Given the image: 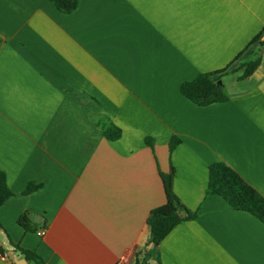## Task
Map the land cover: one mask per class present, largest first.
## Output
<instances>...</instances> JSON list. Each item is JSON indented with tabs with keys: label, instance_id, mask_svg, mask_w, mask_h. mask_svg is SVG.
<instances>
[{
	"label": "crops",
	"instance_id": "obj_1",
	"mask_svg": "<svg viewBox=\"0 0 264 264\" xmlns=\"http://www.w3.org/2000/svg\"><path fill=\"white\" fill-rule=\"evenodd\" d=\"M263 28L264 0H79L69 14L0 0V171L13 194L0 264H17L11 252L34 264L8 245L44 264H264V224L206 195L209 166L223 163L264 198V53L248 47ZM228 65L226 102L181 94ZM171 167L196 218L155 246L147 218Z\"/></svg>",
	"mask_w": 264,
	"mask_h": 264
},
{
	"label": "trees",
	"instance_id": "obj_2",
	"mask_svg": "<svg viewBox=\"0 0 264 264\" xmlns=\"http://www.w3.org/2000/svg\"><path fill=\"white\" fill-rule=\"evenodd\" d=\"M47 1L52 3L60 12L69 14L77 8L79 0ZM262 35H264V28L257 37L249 43L248 47L253 44H258L259 48L262 49L264 46V41H260ZM259 63L260 58H257L243 65L244 72L242 78L250 76ZM229 66L230 65L217 73L200 74L192 81L182 83L180 87L181 94L197 106H207L213 103L226 102L228 98L223 91L220 78L225 72H228ZM106 136L109 139H116L119 136V130L115 127L111 128L107 130ZM179 142V138L173 137L169 143V151L171 152ZM208 173L207 196H219L227 202L231 208L248 212L264 224V198L248 185L238 173L223 163H212L208 168ZM173 176V167H171L168 174L162 175L166 201L162 206L152 210L147 218V226L150 229L148 242L155 246L159 245L178 224L196 218L195 213H191L175 195L172 186ZM34 188L33 185H29L25 194L30 193ZM12 196L13 194L7 186L5 174L0 171V206ZM18 223L25 230L30 229L26 214H22L19 217ZM14 250L19 253L26 262L44 264L36 253L32 251L24 250L19 247H15ZM5 252L3 248H0L1 255H5ZM137 256L136 260L138 263Z\"/></svg>",
	"mask_w": 264,
	"mask_h": 264
},
{
	"label": "water",
	"instance_id": "obj_3",
	"mask_svg": "<svg viewBox=\"0 0 264 264\" xmlns=\"http://www.w3.org/2000/svg\"><path fill=\"white\" fill-rule=\"evenodd\" d=\"M263 53H264V46H263V48L261 49V51H260V53H259L260 56H261ZM6 248L9 249L10 251H14V248H13L12 246H10V245L6 246ZM9 258H10L11 260L15 261L17 264H25L24 261H17V260H16V257H15V255H14V252H11V253L9 254Z\"/></svg>",
	"mask_w": 264,
	"mask_h": 264
},
{
	"label": "built area",
	"instance_id": "obj_4",
	"mask_svg": "<svg viewBox=\"0 0 264 264\" xmlns=\"http://www.w3.org/2000/svg\"><path fill=\"white\" fill-rule=\"evenodd\" d=\"M38 235H39V236L44 235V230L39 231V232H38ZM0 256L3 257V258H7V256H5V255H1V254H0Z\"/></svg>",
	"mask_w": 264,
	"mask_h": 264
}]
</instances>
